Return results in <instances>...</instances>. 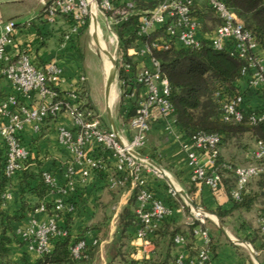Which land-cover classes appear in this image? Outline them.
I'll return each instance as SVG.
<instances>
[{"label":"built area","instance_id":"built-area-1","mask_svg":"<svg viewBox=\"0 0 264 264\" xmlns=\"http://www.w3.org/2000/svg\"><path fill=\"white\" fill-rule=\"evenodd\" d=\"M144 3L155 2L151 9L136 12V0H51L44 3L48 21L55 16L69 20L70 34H78L88 23L97 22L99 14L110 15L114 25L136 21L137 38H145L151 33L164 29L165 37H159L150 44L137 40V46L128 50L135 65L134 81L144 89L140 94L136 114L127 130L117 132L104 130L97 114L85 107L75 92L62 94L57 86L62 78V71L56 63L37 67L25 52L11 60L8 51L14 46L17 25L13 20L0 22V76L9 84L13 93L7 94L0 101V140L5 148L3 174L9 181L24 168L30 157V150L23 144L19 134L25 124H33L39 130L47 120L57 119L61 114L71 116L73 129L58 128L57 141L75 155V162L65 171L66 186L60 188L56 178L43 172L44 183L50 192L66 195L76 183L84 185L91 174L105 172L107 164L101 158H93L85 151V145L92 144L108 154L113 160V172L109 178V187L123 188L129 185L137 189L135 214L138 227L135 239L139 242L140 258L136 264H151L153 244L150 236L157 225L171 215L173 208L163 201L153 198L147 187V177L166 178L165 171L155 167L148 158L141 157V149L146 144L154 117L162 120L165 131L173 135L185 152L191 169L190 180L195 185L205 186L214 193L223 187L222 171L232 175L234 185L228 197L240 202L248 183L264 173V144L255 143L252 152L257 163L248 165L217 164L220 137L204 132L192 137H184L174 130L173 106L170 102L168 81L160 73L159 63L152 56L153 49H168L171 43L189 49H198L203 40L210 41L214 50H229L231 56L245 61L241 75L246 78L248 88L255 91L264 100V61L256 54L257 44L253 36L245 29L239 18L219 0H142ZM203 7L210 9L218 23L211 35L202 32V24L197 17ZM110 23V22H108ZM107 24V28L111 30ZM111 42L118 49L119 38L111 31ZM133 58H140L147 64H138ZM117 69L120 56L113 58ZM140 66V67H136ZM130 73L131 66L124 65ZM34 97L39 103L31 105L28 101ZM244 98L237 96L221 106V119L225 123L240 122L244 117ZM264 113H252L251 123L263 120ZM129 133V135L127 134ZM169 194L174 200L181 198L189 212V224L193 237L200 243L194 256L185 252L186 238L177 234L173 243L175 264H213L211 236L206 228L208 215L199 206L189 205L176 189ZM11 194L6 191L4 198ZM53 210L62 212L66 207L61 199L52 202ZM73 210L72 206L68 207ZM35 212H45L42 204ZM258 229L264 236V216L257 220ZM15 235L24 243L27 254L43 258L52 251L53 242L67 236L54 218L47 222H38L33 217L22 227L15 230ZM96 242H94L95 244ZM87 244L84 240L75 243L71 249L74 260L87 258Z\"/></svg>","mask_w":264,"mask_h":264},{"label":"crops","instance_id":"crops-1","mask_svg":"<svg viewBox=\"0 0 264 264\" xmlns=\"http://www.w3.org/2000/svg\"><path fill=\"white\" fill-rule=\"evenodd\" d=\"M26 2L28 3L27 7L25 6ZM43 7L38 8L35 4L31 6L30 0L0 2V22L13 20L17 25L14 36L15 43L9 49L8 55L11 60H15L20 53L25 52L37 67L56 63L62 71V78L57 86L58 91L62 94L75 92L82 102L90 101L88 78L78 61V58L80 59L78 42L81 41V33L86 27L78 34H70L69 20L57 15L52 21H48V16ZM109 16L100 14V18L106 24L110 22L114 25L112 17ZM98 22H93L94 25L88 30L92 39L96 31L95 24ZM114 33L117 35V32ZM256 54L264 61V54L258 48ZM133 60L138 64H147L140 58H133ZM108 65L110 69V64ZM238 85L242 91H246V103L254 109L264 105V100L255 91L248 89L246 79L238 81ZM10 93H13V90L0 76V100ZM139 93H144V89L140 88ZM115 96L116 93L112 91L108 100L109 104ZM28 103L34 105L39 101L38 98L34 97ZM111 119L117 132L128 129L122 120L113 116ZM61 127L73 129L74 125L68 113L61 114L57 119L47 120L39 130H35L33 124L27 123L19 136L23 144L30 150V160L39 165L38 170L41 172L49 171L56 178L58 186L63 188L67 182L66 168L75 162V155L58 143L57 130ZM107 128L111 130L108 118ZM174 130L178 132L175 124ZM127 134L129 135V133ZM2 147L0 140V149ZM85 151L93 158L103 159L107 164L106 171L91 174L84 185L76 183L66 195L47 192L41 203L51 204L56 199H61L66 208L57 216V223L68 227L72 239H84L88 247L95 246L94 242L97 243V247L91 251V257L87 264H119V258L115 257L119 249L124 254L125 264L128 260L136 261L140 258V247L139 242L135 239L134 229L125 230V239H121L118 229L119 217L123 210L128 209L134 213L138 206L135 200V191L129 185L119 189H111L109 178L113 172V160L107 153L92 144L85 145ZM141 156L148 158L167 175L166 178L162 179L147 177L149 191L155 198L173 205L171 215L167 216L158 225V230L150 236L153 244L151 253L153 264H170V258L172 259L177 252L173 245L168 247L167 238L160 234L167 227L169 230L178 228V233L185 236V252L189 256H194L200 245L189 228L187 206L183 209L180 208L184 205L180 197L177 198V205H174L169 194L171 188L176 189L179 196H181V192H184L192 203L195 202L208 215L207 220L210 221V224L208 223L206 228L212 235L213 264H264V241L256 238L253 228L245 224L246 222L256 223L258 214L264 212V188L260 190L253 185L251 187L252 193L258 194L259 197L253 201L249 209L238 208L233 210V202L227 193L228 186L231 184L228 175L225 174L223 187L218 193L212 192L205 186L193 184L190 180L191 169L188 166L185 152L180 148L178 140L173 135L166 133L164 122L156 117L151 122L146 144L141 149ZM220 157L221 160H230L235 164H243L248 159L247 153L241 155L238 148L231 150L230 147L229 149L227 147L220 148ZM31 172L37 173L34 169ZM35 178L27 177L24 180L21 172L12 177L7 188H5L11 197L1 205V210L6 215L18 214L22 201H26L27 204L30 202L31 205L39 201L32 193L38 181ZM22 193L24 199L21 196ZM69 206L73 207L72 211L68 210ZM219 210L227 212L222 219L215 215V212ZM32 217L38 222H47L52 218L47 212H35L34 210L19 223H12V226L22 227ZM218 223L221 224L225 233L220 230ZM214 227L218 228L222 234L219 235ZM234 241L248 244L255 253V258L250 251L242 250V247L246 248L245 245L236 244ZM7 247L10 251L9 258L13 264H35L40 260L35 255L27 254L24 245L13 238ZM115 248L117 250L113 253Z\"/></svg>","mask_w":264,"mask_h":264},{"label":"trees","instance_id":"trees-1","mask_svg":"<svg viewBox=\"0 0 264 264\" xmlns=\"http://www.w3.org/2000/svg\"><path fill=\"white\" fill-rule=\"evenodd\" d=\"M219 1L236 14L245 29L255 39L257 48L264 54V0ZM154 3L155 2L144 3L142 0H136V12L151 9L154 6ZM204 9L208 10L207 12L213 16L215 21H217V19L212 11L206 7L199 10L197 14V17L202 24V32L211 35L215 27L210 28L208 31H204L207 23L206 15H204L203 12ZM116 32L119 38L117 51L120 56V64L118 67L119 80L122 84L121 87L126 93H128V96H130L128 101L130 104L129 109L126 112L121 111L120 117L122 122L129 127L136 114L138 101L140 100L139 89L141 87L134 81L133 75L135 73V65L131 64L132 58L128 55V50L138 45L136 42L137 40L150 44L159 37H165V32L164 29H160L145 38L138 39L136 34V21L134 18L127 23L117 26ZM152 56L159 63L160 73L166 78L170 87V102L173 106L172 115L175 121L176 130L187 138L200 132L218 135L220 137V144L218 146L217 164L219 165H238L230 160H221L220 148H228L230 144L237 145L238 142V144H240L244 138H247L249 141L247 142L248 146L245 150L248 159L243 164L248 165L257 163L253 158L252 152L256 142L261 141L264 144V118L256 123H251L249 116L254 112L264 113V105L261 106V108L254 109V107L245 102L246 91H242L238 85V81L246 79L241 75V71L245 66V61L238 57L231 56L229 50L226 48L221 51L214 50L210 41L207 40H203L198 49H189L171 43L168 49H153ZM125 64L131 66L130 73L125 72ZM237 96H243L244 98V117L240 122L225 123L221 119V106L224 102ZM85 107L93 110L90 101H85ZM4 162L5 148L3 145L0 149V264H13L9 258L10 251L7 245H9L12 238L18 241L21 245H24V243L15 235L16 227H13L12 223H19L20 220L31 214L32 211L38 209L42 204L45 206V212L55 220L61 212L53 210L52 203H41L45 194L50 192V188L43 181L42 174L43 172H50L39 171V165L30 160L29 157L24 164V168L20 172L22 173V178L24 180L27 177H36L35 179L38 180L32 193L39 201L35 202L33 205H31L30 202L27 204L26 201H22V206L18 214L14 216L6 215L3 210H1V205L5 201V188H7L9 183V180L5 178L3 174ZM33 169L36 170L37 173H32L31 170ZM222 174L223 179L225 174L229 177V182L231 183L227 189V193H229L230 188L234 185L232 175L226 171H222ZM253 185L260 190L264 188V173L248 183L240 202L230 199L233 202V210L238 208L249 209L251 207L253 201L259 197L258 194L252 193L251 187ZM134 191L136 200L137 189ZM21 196L24 199L23 193ZM153 198L155 197L153 196ZM177 198L179 197L177 196ZM172 199L174 205H177V200L175 201L174 198ZM164 203L173 208V205L166 202ZM193 205L198 206L195 202H193ZM225 214H227V212H221L220 210L215 212V215L219 219H222ZM262 216H264V212L258 214L257 220ZM164 219L162 221H164ZM208 223L210 224V221L206 220L205 226H207ZM195 224L189 226L190 230L193 229ZM158 225L155 232L158 230ZM59 226L67 231V236L55 240L53 242L52 251L43 258H40L35 264H87L91 257V251L97 247V243H95V246L93 247H86L85 253L87 254V258L76 261L73 259L70 249L75 243L84 239H72L68 227ZM137 227L138 220L135 212L132 213L128 209H124L118 222L121 239H125L126 229L133 228L135 233ZM214 230L219 235L222 234L218 228L214 227ZM11 233L12 235H10ZM160 234L167 238L168 247L173 245L175 248L173 238L175 235L180 234L178 233V228L169 230L167 227L160 232ZM256 234L258 235V239H263L264 241V236L260 234L258 226ZM210 236L212 244V235ZM115 257L119 258V264H125L124 254L120 249ZM126 264H136V261L128 260ZM151 264H153L152 260ZM170 264H175V255L172 259L170 258Z\"/></svg>","mask_w":264,"mask_h":264},{"label":"rangeland","instance_id":"rangeland-1","mask_svg":"<svg viewBox=\"0 0 264 264\" xmlns=\"http://www.w3.org/2000/svg\"><path fill=\"white\" fill-rule=\"evenodd\" d=\"M2 1H12V0H0ZM49 2V0H30L31 6L34 4L37 5V7L44 6V3ZM25 6H28V3H25ZM24 6V7H25ZM44 8V7H43ZM208 10L204 9V15H206V26L204 31H208L210 28H213L217 25V21L213 18L212 15H210ZM110 17V16H109ZM99 20V22H98ZM97 24H95V34L93 35V39L89 36L88 30L94 25L92 23H88L86 28L82 31V39L78 42L79 47V57L78 61L80 63V66L82 69H84V72L86 73V76L88 78V84L90 87V104L94 112L99 116L100 119V125L104 130H108L107 128V113L109 112L111 116L117 118L118 120H122L120 117V112H126L129 109V98L128 93L124 91V89L121 87L122 84L119 80L118 75V69L116 65L114 66L113 61L111 60L110 56H108L105 51H108L113 58H118V49L115 48V45L111 42V31L116 32V25H113L112 23H108L109 30L107 28V24L104 22L102 18L97 19ZM97 26V28H96ZM99 41V42H98ZM99 46V47H98ZM110 64V69L114 73V78L112 80V84L109 91V97L111 92H115L116 96L113 99V101L109 104L108 101L105 98V83L107 78V66ZM109 69V70H110ZM108 103V104H107ZM102 122V124H101ZM249 140L247 138H244L240 144L237 143V145L230 144L231 150H235L238 148L239 151H241V155L246 154L247 149V142ZM251 145V144H250ZM249 145V146H250ZM228 147V149H229ZM241 165H244L242 163H238ZM246 225L251 226L253 228L254 236L258 238L257 233V222L254 224L251 222H246ZM246 247V246H245ZM116 248L113 250V253L116 252ZM243 251L249 252V250L244 247H242Z\"/></svg>","mask_w":264,"mask_h":264},{"label":"water","instance_id":"water-1","mask_svg":"<svg viewBox=\"0 0 264 264\" xmlns=\"http://www.w3.org/2000/svg\"><path fill=\"white\" fill-rule=\"evenodd\" d=\"M98 47H99V46H98ZM105 53H106L108 56H110L111 60L113 61L114 66H115V65H116V62H115V60L113 59V57H111L110 53H109L108 51H105ZM116 67H117V66H116ZM114 76H115L114 73H113L112 70L110 69V70L107 72V78H106V83H105V98H106L107 101H108L109 91H110V87H111L112 80H113ZM107 104H108V103H107ZM107 118H108V121H109V123H110V125H111V131L117 135V130H116V128H115L114 125H113V121H112V119H111V114H110L109 112L107 113ZM141 157H142V156H141ZM149 161H150V160H149ZM150 162H151L155 167H157L152 161H150ZM157 168H158V167H157ZM180 194H181V196L183 197V199H184L189 205H192V204H193L192 201L189 199V197H188L184 192H181ZM218 226H219L220 230H221L222 232L225 233V231H224V229H223V227L221 226L220 223H218ZM234 242H235L236 244H239V245H245V246L249 249V251L251 252V254L253 255V257L255 258V253L253 252V250L251 249V247H250L248 244L242 243V242H240V241H234Z\"/></svg>","mask_w":264,"mask_h":264},{"label":"bare ground","instance_id":"bare-ground-1","mask_svg":"<svg viewBox=\"0 0 264 264\" xmlns=\"http://www.w3.org/2000/svg\"><path fill=\"white\" fill-rule=\"evenodd\" d=\"M108 67H109V65L107 66V71L109 70V68H108Z\"/></svg>","mask_w":264,"mask_h":264}]
</instances>
